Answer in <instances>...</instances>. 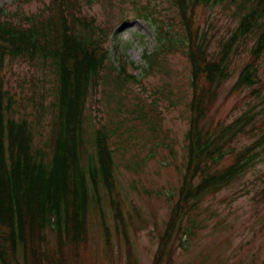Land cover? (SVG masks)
<instances>
[{
    "label": "trees",
    "instance_id": "1",
    "mask_svg": "<svg viewBox=\"0 0 264 264\" xmlns=\"http://www.w3.org/2000/svg\"><path fill=\"white\" fill-rule=\"evenodd\" d=\"M40 1L17 0L20 4ZM100 1L110 6L114 0ZM92 3L94 0H47L36 14H23L19 7L14 12L0 7V74L18 59L41 72V79H31L29 95L23 93L18 98L0 75V264H87L90 218L96 220L110 258L114 230L125 245L127 264H135L110 144L112 134L122 136L114 126L118 124L120 129L124 123L111 120L95 127V115L92 118L87 104L94 102L101 86V99L104 95L112 98L116 91L128 101L125 87L139 79L127 73L125 60L113 67L102 42L112 26L101 28L95 18L81 15V6ZM168 3L178 17L181 32L174 36L157 26L159 45L155 52L143 55L144 76L153 69L169 75L166 55L180 51L189 65L191 97L182 179L158 235L151 264L172 263L174 239L179 233L192 236L195 228L191 221V227L183 232V220L206 196L240 180L255 164L257 150L264 146V133L239 151L231 146L237 133L252 122V111L221 129L205 125L219 89L231 77V55L246 38L253 39L250 57L239 70L230 94L251 88L257 95L262 90L257 63L264 57V0ZM216 9L231 15L235 25L219 42L218 52L211 54L208 32L193 19L199 11ZM154 10L149 0H132L121 15L150 19L149 15H156ZM106 87L112 89L106 92ZM159 93L167 98L171 91L163 86ZM131 98V105L126 101L122 105L128 107L127 115L134 116L131 123L147 119L148 129L157 139L161 130V116L155 107L158 102L144 104L140 98ZM122 106H116L112 113H119ZM131 127H127L128 132ZM124 143V138H117L122 153L126 151ZM149 158L121 161L125 171L138 174ZM104 199L109 203L112 229L105 222ZM49 236L54 241L51 248Z\"/></svg>",
    "mask_w": 264,
    "mask_h": 264
},
{
    "label": "rangeland",
    "instance_id": "2",
    "mask_svg": "<svg viewBox=\"0 0 264 264\" xmlns=\"http://www.w3.org/2000/svg\"><path fill=\"white\" fill-rule=\"evenodd\" d=\"M131 1L119 3V0H114L109 6L108 3L103 4L97 0L80 8L81 15L95 18L97 26H112V29L108 30L112 35L106 47L113 67H118L119 60L125 59L139 68L135 72L139 82L129 83L125 87L128 101L116 91L113 92L115 95L112 98L104 95L102 100L101 86L94 102L89 101L87 106L92 118L95 115V127L111 120L124 123L120 129L117 128L118 124L113 128L122 136L112 134L110 138L117 190L123 200L122 212L128 225L135 264H151L158 235L164 229L169 208L182 179L185 163L184 136L188 127V101L191 90L189 65L186 56L180 51L166 55L165 69L170 71L169 75L164 73L165 70L153 69L144 76L146 65L143 55L155 52L159 45L157 26H162L174 36L181 32L178 17L174 9L169 7L168 0H149V6L155 9L153 13L156 14L149 15L150 19L133 18L132 14L122 16L121 10L129 8ZM43 3H47V0L30 4H20L17 0H0V7H6L12 12L19 7L23 14H36ZM193 20L208 32V52L211 54L218 52L219 42L230 35L235 25L231 15L221 13L218 9L212 12L199 11ZM252 43V38H246L232 53L231 77L219 89L205 120V125L217 130L252 111V122L242 132L237 133L231 145L235 151L241 150L264 133V57L257 63L262 90L257 95H254L256 91L251 88L230 94L239 70L249 60ZM129 72L131 73V70ZM40 73L29 62L18 59L5 66L0 75L4 77L10 92L15 93L18 98L23 93L29 95V83L33 77L41 79ZM112 74L116 75L117 71L113 70ZM163 86L171 91L167 98L159 93ZM111 89L112 87H106L105 91L109 92ZM131 97L140 98L144 104L153 102L155 105L158 102L155 107L161 116V130L156 133L157 139L153 138L154 134L148 129L147 119L131 123L134 116L127 115L125 110L128 107L122 106L124 101L128 106L131 105L134 101ZM175 97L182 98L177 100ZM119 105L123 108H120L119 113L113 114L112 109ZM129 126L132 129L130 132L127 131ZM118 137L126 141L124 153L117 144ZM149 155L150 158L145 161L146 164L140 173L134 174L124 170L122 158L147 159ZM255 161L240 180L214 195L206 196L198 209L183 220V232L191 227V221H194L195 228L192 229L193 235L190 237L188 234L183 236L182 233L176 236L171 264H264V146L257 150ZM227 162H230V158H227ZM102 210L105 222L112 229L114 222L109 203L105 199L102 202ZM95 221L90 218L87 264H127L124 243L113 230L110 258L108 247ZM48 240V247H53V238L49 236Z\"/></svg>",
    "mask_w": 264,
    "mask_h": 264
}]
</instances>
